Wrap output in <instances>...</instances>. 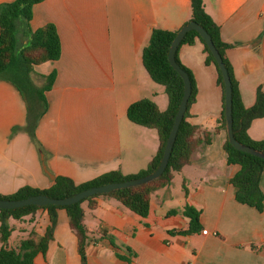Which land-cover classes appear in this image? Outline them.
<instances>
[{"label":"crops","instance_id":"0c3cea01","mask_svg":"<svg viewBox=\"0 0 264 264\" xmlns=\"http://www.w3.org/2000/svg\"><path fill=\"white\" fill-rule=\"evenodd\" d=\"M204 5L223 41L230 44L225 54L244 105L250 108L258 89L264 91V0H204ZM191 17V0L36 3L32 29L53 23L62 53L57 60L35 65L39 74L56 73L36 142L18 130L27 120L20 90L0 79V194L26 185L48 188L57 175L82 183L114 170L133 174L147 168L159 150V133L131 121L128 108L150 98L165 110L169 99L165 87L147 71L142 52L153 29L177 30ZM178 55L197 84L187 120L209 131L211 141L204 139L190 164L152 195L147 216L111 197L97 198L93 209L85 201L84 223L92 232L88 264H264V210L237 200L231 179L241 166L228 162L227 130L216 131L224 104L217 67L207 63L208 52L199 38L183 44ZM248 132L264 140V117L253 120ZM260 184L264 192V171ZM186 204L201 211L203 228L198 233H178L189 227L190 219L172 210ZM49 223L43 208L16 220L17 237L12 234L9 245H18L33 229L43 234ZM102 231L107 233L104 238ZM35 262L81 264L78 239L65 209L58 210L54 239Z\"/></svg>","mask_w":264,"mask_h":264},{"label":"trees","instance_id":"16d2710c","mask_svg":"<svg viewBox=\"0 0 264 264\" xmlns=\"http://www.w3.org/2000/svg\"><path fill=\"white\" fill-rule=\"evenodd\" d=\"M41 1L14 0L0 4V79H7L13 82L20 90L26 102L27 120L26 124L18 128V130L27 132L35 142L37 141V125L48 109L46 93L52 88L56 79L55 72L47 75L37 73L35 65L49 60H57L62 53L60 35L53 23H48L35 30L30 25L33 17V7ZM191 5L192 17L183 25L190 21H196L201 24L212 36L230 72L233 84L235 136L242 143L264 151V140H255L248 132L253 120L264 117V91L261 88L258 89L257 100L254 106L247 108L244 105L239 83L235 78L232 65L225 54L230 44L223 41L220 27L206 11L204 0H191ZM179 29H153L149 43L144 47L142 52L143 62L150 76L155 82L165 87L169 99L168 107L162 110L152 99L143 98L132 103L127 112L129 119L134 123L158 130L160 147L147 168L133 174H124L120 170H114L82 183H76L68 176L57 175L54 184L48 188L41 189L26 185L14 193L0 194V198L24 199L37 194L64 198L92 186L135 179L156 170L163 157L166 142L184 94V80L179 72L170 64L168 58L171 43ZM19 37L23 38V44H19ZM196 38H199L205 45V49L208 52L207 63L213 62L217 67L218 82L224 90L225 99L223 75L218 63L199 32L196 30L189 31L177 49L176 60L190 75L192 93L185 117L180 125L174 143L168 166L163 175L143 185L115 190L103 195L91 196L72 205H29L15 209H0V264H36V256L39 253L45 254L50 242L54 239L59 209H65L68 213L70 227L78 239V252L81 256V264H88L87 246L92 234L84 223L85 210L82 205L85 201H88L90 208L93 209L98 204L97 198L111 197L141 216L149 214L152 195L159 189L170 185L175 174L181 172L186 165L190 164L193 153L202 144L204 139L207 142L211 141V133L209 131H202L199 126L191 124L187 120L190 114V106L196 99L197 84L192 71L181 62L178 53L179 48L183 44H193ZM38 79L40 82H38ZM222 129L227 130L225 102L216 131ZM224 148L228 154V162L241 166L240 170L231 179V182L236 187L237 200L263 211L264 192L261 188L260 180L264 171V159L235 148L230 143L228 137L224 143ZM184 189L187 195L188 189L185 184ZM40 208L48 211L50 219L45 232L42 234L33 229L18 245L10 246L9 240L14 228L10 225L9 220L11 218L19 220L26 216L34 215ZM178 212L190 219L189 227L179 230V234H194L202 230L203 226L200 221L201 211L199 209L193 205L186 204L180 210H172V213ZM106 234V231H102L101 237H106ZM112 243L118 246L114 242ZM119 257L122 258L121 255Z\"/></svg>","mask_w":264,"mask_h":264},{"label":"water","instance_id":"95a60500","mask_svg":"<svg viewBox=\"0 0 264 264\" xmlns=\"http://www.w3.org/2000/svg\"><path fill=\"white\" fill-rule=\"evenodd\" d=\"M191 30L198 31L199 34L202 36V38L205 40L206 44L209 47V50L213 54L216 62L218 63L221 73L223 75L224 89H225V99H224L225 116L227 120V133L230 143L239 150L254 154L264 159V151L254 148L250 145H246L236 138L234 132V118H233V84H232L230 72L226 66V63L224 62V59L220 51L216 47L210 33L198 22L190 21L189 23L183 25L179 29L169 49L168 58L170 64L173 66L175 70L179 72V74L182 76L184 80V94L180 102L178 111L175 115L174 124L167 139L163 157L156 170L139 178L130 179L126 181L110 182L99 186H92L72 196L64 197V198L51 197L46 194L32 195L24 199L0 198V209H15L29 205H38V206H45L50 204L58 205V206L72 205L84 199H87L91 196L103 195L115 190L143 185L161 177L168 166L172 154V150L174 147V143L176 141L180 125L185 117V113L188 108V102L192 93V82L190 75L184 68H182V66L176 60L177 49L180 43L182 42V40L184 39V37L186 36V34ZM50 176L51 178L54 179V176L52 174H50Z\"/></svg>","mask_w":264,"mask_h":264},{"label":"rangeland","instance_id":"374dc122","mask_svg":"<svg viewBox=\"0 0 264 264\" xmlns=\"http://www.w3.org/2000/svg\"><path fill=\"white\" fill-rule=\"evenodd\" d=\"M20 39H19V44H23L24 42H23V38L22 37H19ZM38 82H40L39 81V79H38ZM9 223H10V225L12 226V227H14V224H16V220L15 219H13V218H11L10 220H9ZM14 237H17V233H16V230L14 231Z\"/></svg>","mask_w":264,"mask_h":264}]
</instances>
